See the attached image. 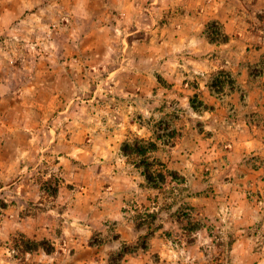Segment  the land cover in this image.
<instances>
[{"label":"rangeland","instance_id":"374dc122","mask_svg":"<svg viewBox=\"0 0 264 264\" xmlns=\"http://www.w3.org/2000/svg\"><path fill=\"white\" fill-rule=\"evenodd\" d=\"M177 1L193 0H129L86 38L107 55L83 99L101 84L113 105L72 103L81 125L41 114L3 140L0 264H264V8L201 0L224 20L198 38ZM105 129L117 148L94 154Z\"/></svg>","mask_w":264,"mask_h":264},{"label":"crops","instance_id":"0c3cea01","mask_svg":"<svg viewBox=\"0 0 264 264\" xmlns=\"http://www.w3.org/2000/svg\"><path fill=\"white\" fill-rule=\"evenodd\" d=\"M200 1L193 0L188 5L176 2L180 9L189 10L192 17L187 19L190 25L195 23L194 33L198 38L204 36L203 20L217 17L224 20L219 17L220 14L198 12ZM241 1L246 9L247 0ZM128 2L0 0V146L5 144L3 140L7 137H15L17 131L30 130L32 120H38L41 114L45 115L46 120L72 119V122L81 125L78 113L70 111L72 103L81 107L87 101L90 104L94 101L110 105L115 103L112 97L104 99L98 95L97 90L101 84L96 85L92 96L83 99L88 94L86 87L90 85V74L95 73L93 68H98V65L101 70L102 64L96 62H101L104 55L103 52L87 50L84 42L89 35H95L101 29L118 26L122 20L118 18L115 9L127 7ZM216 2L223 10L221 0ZM256 5L257 9H263L264 0H257ZM237 22V31L245 33V18ZM70 40L78 43L75 49L70 45ZM122 69L119 65H113L108 66L107 71L112 74ZM145 83L141 84L148 89V82ZM126 96L129 97V100L125 99L127 105L134 107L133 101L136 99L132 92H127ZM113 114L109 112L106 117L111 119ZM118 135L115 129H105L93 134V141L88 146L94 154L101 148L111 153L117 148ZM78 148L81 149L80 144ZM2 151L5 150L0 147V153ZM93 161H100V158H94Z\"/></svg>","mask_w":264,"mask_h":264},{"label":"trees","instance_id":"16d2710c","mask_svg":"<svg viewBox=\"0 0 264 264\" xmlns=\"http://www.w3.org/2000/svg\"><path fill=\"white\" fill-rule=\"evenodd\" d=\"M216 82H218V83H216L215 85H212L213 88H215L216 85H217L216 87L218 88V87L221 85L220 82H222V81H220V80L218 81V80H217ZM215 90H216V89H215Z\"/></svg>","mask_w":264,"mask_h":264}]
</instances>
